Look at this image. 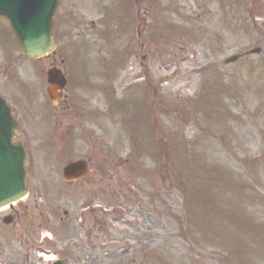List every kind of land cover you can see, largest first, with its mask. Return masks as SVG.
I'll list each match as a JSON object with an SVG mask.
<instances>
[{
    "label": "rangeland",
    "instance_id": "1",
    "mask_svg": "<svg viewBox=\"0 0 264 264\" xmlns=\"http://www.w3.org/2000/svg\"><path fill=\"white\" fill-rule=\"evenodd\" d=\"M116 1L108 30L101 21L90 32L85 24ZM161 1L61 0L60 56L39 62L21 57L0 19V87L13 84L19 97L12 96L30 105L36 154L22 200L28 213L15 226L0 224V264H46L32 249L45 233L69 264H264V0ZM118 15L125 19L117 42ZM70 40H79L72 56ZM255 48L262 53L244 55ZM234 55L242 57L225 64ZM61 59L68 71L79 61L97 72L94 94L84 78L71 79L70 101L36 109L47 83L26 76L28 87L40 89L36 99L26 97L16 85L25 74L20 64L34 71ZM78 97L99 102L103 127L72 138L74 149L60 141L48 152L45 138L57 121L71 120L63 107L74 116L83 111ZM77 157L89 158L94 176L68 186L62 166ZM34 202L52 216L48 227L31 211ZM8 213L0 211L1 222Z\"/></svg>",
    "mask_w": 264,
    "mask_h": 264
},
{
    "label": "water",
    "instance_id": "2",
    "mask_svg": "<svg viewBox=\"0 0 264 264\" xmlns=\"http://www.w3.org/2000/svg\"><path fill=\"white\" fill-rule=\"evenodd\" d=\"M57 0H0V14L6 16L12 22L20 41L23 43L25 54L31 57L42 56L53 48L51 37V20L54 14ZM25 44V45H24ZM254 52H259L256 50ZM52 74L49 73V80ZM55 77H57L55 75ZM53 97V95H52ZM0 118V133L3 132L5 137L4 142L0 136V143L3 145L4 157H0V207L18 201L26 194L23 184V176L21 169H23L24 155L21 152L20 156L18 149L7 146V135L9 124H12L10 118L6 117V111L1 107ZM13 132V131H12ZM12 140V136H11ZM10 145V141L8 143ZM19 163V172L17 169ZM6 168L12 169L8 175L4 177V170ZM2 171V172H1ZM11 173V175H10ZM65 176L70 178H77L85 174L83 162H75L69 164L64 169ZM25 177V174H23Z\"/></svg>",
    "mask_w": 264,
    "mask_h": 264
}]
</instances>
